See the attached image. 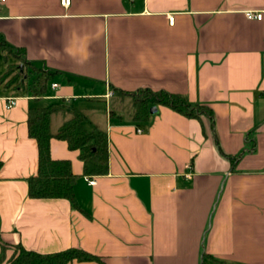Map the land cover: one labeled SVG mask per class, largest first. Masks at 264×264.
<instances>
[{
	"label": "crops",
	"instance_id": "crops-1",
	"mask_svg": "<svg viewBox=\"0 0 264 264\" xmlns=\"http://www.w3.org/2000/svg\"><path fill=\"white\" fill-rule=\"evenodd\" d=\"M247 11L264 13V0L0 1V37L53 72L38 104L81 109L109 140V171L95 176L83 174L79 150L51 140L52 156L71 160L78 206L30 197L35 102L0 81V264L19 242L103 261L68 264H264V15ZM114 88L184 94L213 115L202 123L157 105L136 122L132 106L118 109L132 96ZM59 113L69 116L55 113L53 131Z\"/></svg>",
	"mask_w": 264,
	"mask_h": 264
},
{
	"label": "trees",
	"instance_id": "trees-1",
	"mask_svg": "<svg viewBox=\"0 0 264 264\" xmlns=\"http://www.w3.org/2000/svg\"><path fill=\"white\" fill-rule=\"evenodd\" d=\"M0 52L4 53L6 70L0 81L16 88H27L33 96L35 104L28 110V133L38 143V170L28 178L29 196L32 198H67L73 206H78L75 195L77 175L73 172L71 160L54 158L51 154V140H66L70 149L79 150L83 161V174L89 176L107 174L109 171V140L107 130L93 123L88 115L77 107H68L62 102L51 100L46 105L38 104L47 91L53 72L36 67L29 61L22 48L17 47L0 37ZM14 61L10 60L11 57ZM31 73L35 76L31 84L27 83ZM120 94L132 96L131 119L146 122L150 116V107L165 105L191 118L204 123L205 116H212L213 109L205 103H192L186 95L166 90L140 88L125 91L114 88ZM119 90V91H118ZM67 110L69 116L56 131L52 130L53 115ZM112 114V111H111ZM3 161L0 160V169ZM13 254L7 264H68L73 260L102 261L99 255L83 248L70 247L60 251L42 253L28 249L21 242L13 246ZM6 246L2 245L0 260L5 259ZM203 264H206L203 261Z\"/></svg>",
	"mask_w": 264,
	"mask_h": 264
},
{
	"label": "built area",
	"instance_id": "built-area-1",
	"mask_svg": "<svg viewBox=\"0 0 264 264\" xmlns=\"http://www.w3.org/2000/svg\"><path fill=\"white\" fill-rule=\"evenodd\" d=\"M3 1V0H0ZM71 0H61V3L63 5H69ZM264 13L262 11H247V16L249 18H256V19H262L263 18ZM170 21H174V17L171 16L170 17ZM57 83H54L53 86H56ZM17 99L18 97L13 96V97H9L8 98V103H7V107H11L16 105L17 103ZM91 182H93V180H91Z\"/></svg>",
	"mask_w": 264,
	"mask_h": 264
},
{
	"label": "rangeland",
	"instance_id": "rangeland-1",
	"mask_svg": "<svg viewBox=\"0 0 264 264\" xmlns=\"http://www.w3.org/2000/svg\"><path fill=\"white\" fill-rule=\"evenodd\" d=\"M2 55V56H1ZM4 57H3V54L0 52V73L2 72L3 69H1L4 65ZM128 100L129 99H126L124 102H123V105L121 106H118V109L120 112L123 111V114H129V112L131 111V105L130 103H128ZM104 116V115H103ZM66 116L64 115V113H59L57 115H55L54 119H55V125H58L60 124L63 119H65Z\"/></svg>",
	"mask_w": 264,
	"mask_h": 264
},
{
	"label": "water",
	"instance_id": "water-1",
	"mask_svg": "<svg viewBox=\"0 0 264 264\" xmlns=\"http://www.w3.org/2000/svg\"><path fill=\"white\" fill-rule=\"evenodd\" d=\"M158 111V106L157 105H153L150 107V113H156Z\"/></svg>",
	"mask_w": 264,
	"mask_h": 264
}]
</instances>
